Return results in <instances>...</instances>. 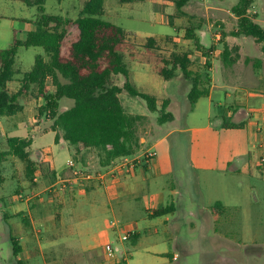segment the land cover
<instances>
[{"label": "rangeland", "instance_id": "1", "mask_svg": "<svg viewBox=\"0 0 264 264\" xmlns=\"http://www.w3.org/2000/svg\"><path fill=\"white\" fill-rule=\"evenodd\" d=\"M85 1L87 0H45L44 7L47 14L60 15L73 20L78 16ZM212 2L218 4L224 11V28L229 34L232 29L237 27V21L231 12V8L237 0H212ZM105 3V15L102 19L121 27L126 32H131L132 35L135 33L138 38L176 35L173 42H167L160 38L156 45L158 48L156 51L144 49V39L128 37L129 47L125 54V62L131 80L136 83L138 90L162 98L171 96L174 101L170 108L162 110L160 107L155 113L149 112L151 117L139 127L140 138L146 140L144 145L151 137L153 140L149 144L159 141L160 143L155 147L158 158L166 159L170 165L181 171L179 174L182 177V182L189 184H192V180L187 168L192 165L193 151H201L202 149L212 151L219 148L222 155L233 149L246 153L236 159L231 158V163L236 162L242 173L224 177V194L227 193V196H224V208L222 210L220 207L214 208L215 211L220 212L215 219L211 209H209V213L205 209L201 211L196 209L199 207L197 205H192L196 212L194 216H182V220L174 229H163L161 226L157 234L150 236H145L143 230H139L141 238L131 246L130 241L123 240V237L129 235L132 222L139 226L144 224L142 216L145 215H141L140 210L130 216L126 214L124 201L129 199H124V197L122 202L118 204L114 199L108 203L105 195L102 196V194H100L97 203H90L86 197H83L85 185L91 181L85 176H91L97 166L94 160L91 165L79 166L80 170L75 169L78 172L76 176L71 172L64 171L59 173L60 176L56 179H53L48 174L37 173L35 176L36 185L32 187L25 179L22 162L15 158H8L9 160L0 165V198L14 199L17 204H22L25 209L29 205L31 206L32 215L36 214V216H32V222L36 230L40 231L38 234L40 241L44 242L50 239L48 235L50 234L56 241L68 242L66 251H63V248L59 246L53 248L52 264H105L114 258L119 260V264H122V260H127L126 264H264V170L253 167L254 173L251 174L247 171L249 158L258 161L261 155L264 156V148H259L257 144L250 146L247 134L242 129L226 132L225 135L223 133L217 135L216 131H204L196 135L189 131L176 132L160 140L172 129H187L195 123L191 117H185L187 104L185 93L187 87H190L189 82L179 74L170 80H163L154 72V64L158 63L157 55H167L174 47L183 51L194 50L191 47L192 44L183 41L182 38L183 30L181 27H184L186 18L169 19L173 12H177L174 4L165 6L162 12L153 11L154 9L160 10L161 6L168 4L166 0L139 1V5L136 6H143L141 10L146 11L143 13L130 12V7L133 5H125L119 3L118 0H105ZM192 9L196 10L195 8ZM249 11L248 15H255L256 23L264 29V0H254ZM198 14L200 16L199 11ZM0 15L3 16L0 19V49H3L11 44L14 37L21 39L26 29L32 27L27 22L35 18L36 9L18 1L0 0ZM163 17L166 22L171 20L174 25L179 26L177 34L172 26L159 21ZM208 18L212 25V33L207 27H204L198 36L204 47L208 49L213 45L214 51H219L222 47L219 43L221 38L217 41L214 38L216 34L221 32L214 22L220 20H218V15L213 13H209ZM210 34H212L214 41ZM76 36L77 30L74 27H69L66 41L74 40ZM237 40L249 42L250 45L243 42V46L247 47L244 53L257 58L263 64L255 73L257 85L256 83L252 85L255 86V91L264 93V83L262 82L264 79V53L252 37H239ZM63 52H66L65 46ZM38 55L45 58L44 51L40 47L18 48L15 68L19 69L21 73L29 71ZM210 56L212 55L210 54ZM134 59L136 62L132 63ZM215 62L222 66L221 62L214 60ZM237 68L251 74L253 62L244 64L241 60ZM217 70L215 67L213 72H209L212 76L211 84L217 87L212 95L215 105V117L212 118V122L215 124L224 119L222 108L232 102V99L224 100V93L233 91L227 87L219 88L224 84ZM139 71L143 76L142 81L138 80ZM15 81L11 84V91L17 89ZM121 84L122 81L119 85ZM32 92L31 95L19 100L20 104L29 108L27 115L23 117L22 114H18L9 119L21 121L25 127H13L9 123L0 124V151L6 149V137L23 138L31 135L33 138L29 153L31 160L41 164V168L53 164L56 170H61L67 165L70 157L75 154L74 147L64 141L56 144L53 132L43 134L44 131L50 130L52 119L49 112L39 113L45 102L42 98L37 99L36 91ZM53 93L54 88L49 81L46 95L50 97ZM119 99L122 104L125 101L139 102L141 108L135 112L136 114L143 113L147 109L144 101L130 97L125 92L120 93ZM219 103L222 104L221 107H219ZM72 106V100L62 98L58 102L57 112ZM250 107V111L255 110L252 108L253 105ZM164 114H170L171 117L161 119L160 117ZM29 116L31 121L28 119ZM0 120L3 118L1 117ZM224 120L231 123L234 121L228 118ZM28 124L32 126L34 124L35 127H29ZM224 145L230 146L232 149L226 150ZM95 154L94 151H89L87 159L92 161V157L96 156ZM70 163L73 162L70 161ZM218 179L220 178L218 177ZM70 197L77 203L76 205L70 204L68 208L64 209L63 202ZM192 201L196 203L195 200ZM140 205L141 203L138 204L139 208ZM7 209L5 215L10 211L9 208ZM63 209L66 217L64 227L60 226V214ZM22 214L24 213L22 212ZM3 216L4 214L0 212V264L7 262L11 254L10 243L2 235L3 230H5L4 223L13 224L16 222L25 228L22 222L23 217L6 221ZM149 220L146 219L145 222ZM12 235L16 237L15 232ZM154 240H164L169 244L171 243L169 254L154 255L147 253L144 249L150 246V242ZM106 244L117 249L112 257H107L105 253ZM158 244L161 245V242ZM175 244L176 247H174ZM43 245L42 247H44ZM44 253L45 249L43 248L38 261H33L32 264H43ZM174 254H177V257L173 259ZM34 258L37 259V256L34 255Z\"/></svg>", "mask_w": 264, "mask_h": 264}, {"label": "trees", "instance_id": "2", "mask_svg": "<svg viewBox=\"0 0 264 264\" xmlns=\"http://www.w3.org/2000/svg\"><path fill=\"white\" fill-rule=\"evenodd\" d=\"M18 1L28 7H35V18L27 23L32 27L25 34L23 40L13 38L11 44L0 49V117L14 116L22 111L19 99L36 91L37 98H42L45 105L40 114L49 112L52 119L50 131L55 132L54 142L61 140L68 143L76 153L86 150L96 152L98 165L109 166L111 163L133 157L139 150V127L147 120L141 115L127 113L119 99L122 92L130 97L139 98L145 102L150 113L158 111L155 96L140 92L131 80L125 54L129 32L121 27L103 20L104 0H87L84 2L78 16L69 19L60 15L47 14L45 0H11ZM60 1V0H58ZM142 0H118L119 3H134ZM189 0H172L177 13L182 12L183 6ZM254 0H237L231 8L236 17L237 29L230 32L234 37H252L261 45L264 53V29L255 21V15H248ZM174 16H171L172 19ZM3 16L0 15V19ZM74 27L77 36L74 40L66 41L68 28ZM198 24L190 21V26L183 30V40L189 41L194 50L201 51L204 57L214 52L211 48L203 49L196 35ZM222 39L226 37L221 32ZM167 42H173L172 36L165 37ZM157 40L149 37L143 48L158 50ZM219 60L225 67H231L239 58L238 47H229L221 42ZM66 52H63V47ZM40 47L45 58L38 55L34 59L31 69L27 72L15 68V57L18 48ZM190 51H183L175 47L167 55H157L156 73L163 80H170L179 74L190 84L187 93L188 110H192L196 102L209 94V77L195 70L190 58ZM259 64L260 62L256 60ZM19 87L15 92L10 91L9 83L15 81ZM54 88V93L47 96L48 82ZM120 81L122 84L119 85ZM66 98L73 101V106L57 112L58 102ZM167 102L161 105L162 110ZM164 114L161 119L170 118ZM159 118V119H160ZM244 124H234L223 121L225 130L242 129ZM32 138H5L6 149L0 151V164L8 157H14L24 165V176L32 187H35L37 173L50 175L56 179L58 175L50 165L41 168V164L31 160L29 153ZM148 165H145L147 167ZM68 172V171H67ZM62 175V174H61ZM223 208L220 203L211 207ZM169 208L154 212V216L167 214ZM215 216V215H214ZM216 219V218H215ZM27 225V221H23ZM16 256L20 249L13 248ZM125 264V260L121 261Z\"/></svg>", "mask_w": 264, "mask_h": 264}, {"label": "crops", "instance_id": "3", "mask_svg": "<svg viewBox=\"0 0 264 264\" xmlns=\"http://www.w3.org/2000/svg\"><path fill=\"white\" fill-rule=\"evenodd\" d=\"M166 1L168 4L161 6L160 8L161 11L155 9L153 11L162 12L165 6H169V4H173L172 0H166ZM105 4L106 3L104 0V15H105ZM125 5H130V6L133 5L132 7H130V12H141V13L146 12L145 10H141L143 6H136L139 5L138 2L125 3ZM192 8H195L196 10ZM198 11L200 12V16L198 14ZM249 12L250 11H248V14ZM209 13L218 15L219 17L218 20L220 21L217 20L218 22H214V24L216 27L220 29V32L224 31L226 33V37H224L223 39L221 37V33L216 34L214 39L217 41L219 38H221L219 40L220 41L219 43L224 42L229 47L237 46L239 58L236 61V63L231 67H225L223 66V64H221L222 66H219V64H216V62L214 63V60L220 62L218 50L212 52L211 53L212 56L209 55V57H204V54L198 50L190 51L191 52L190 58L194 63L193 68L199 71L202 75L206 74L209 77L210 80L209 81L210 83L208 85L209 94L207 97H203L199 99L194 105L192 110H188L187 93L190 87H187L185 93V101L187 102L185 117L188 118L191 117L192 120L195 122L193 123L194 125H191L187 129H172L168 131L160 140H163L164 138L176 132L184 133L189 131L196 135L197 133L204 131H212V132L216 131L217 135H221L222 133L225 135L226 132L240 131V129L225 130L222 128L223 120L225 118H228L229 120H234L232 122L234 124H244L242 130L246 132L248 143L250 146H253V144H257L259 148L262 147L263 149L264 148V100H263L264 93L262 91L254 90L255 87L254 85L255 83L257 85L258 82L255 77L256 70H259V68L261 67V65L263 66V64L257 58H253L244 53L246 52L247 47L243 46V42L247 43L248 45H250V43L247 42L246 40H242V41L237 40V38L245 37V36L234 37V36H230L225 31L224 11L218 4L212 2V0H189L185 4V6H183L181 13L173 12L172 16L174 17L172 19L186 18V23H184L185 25L182 23L184 25V27H181L182 30L190 26V21H193L194 23L198 24L199 27L196 30V35L199 39L201 46L205 50L207 48L204 47L203 44L201 43L198 33L202 32L204 27H207L210 33H212L211 32L212 25L208 18ZM169 19L171 18L169 17ZM159 21L172 26L176 34L179 31L178 30L179 26L176 24L174 25L171 22V20H168V22H166L163 17ZM30 29L31 27L26 29V31L23 33L22 38L19 40H23L25 38V34ZM236 29L237 27L235 29H232L231 32L236 31ZM129 33L131 34V32ZM135 35L136 34L134 33L133 35L131 34L130 36H133L136 39H144L145 41L147 38H149V37L138 38ZM210 35L213 40L212 34ZM167 36L164 37L150 36V37L156 39L158 42L160 38H163L164 41H167L165 39V37ZM171 36L175 40L176 35H171ZM183 41L190 43L189 41L186 40ZM258 45L261 50V45L260 44ZM191 47L193 48L192 45ZM131 56L133 57V55ZM132 57H130V59H132ZM241 60L244 64H249L250 62H253V70L251 71V74L250 73L247 74L244 71L237 68ZM256 60H258L260 63L258 64ZM134 62H136L135 59L132 63ZM156 66L157 64H154L155 73H156ZM215 67L216 69H218L217 71L219 72L220 77L222 79V83L224 84L219 88L227 87L233 90L232 92L224 93L225 95L224 100L226 101L232 99V102L229 103V105H226L224 106V108H222L224 119H222V121H218L217 124L212 122V118L215 117L214 116L215 105L212 95L214 94V89L217 87L211 84L212 76H210L209 74V72H213ZM137 76L139 77L138 80L142 81L143 76L141 74V71H139ZM249 77H251V79H248ZM17 79L18 78H16L15 82L17 83V89H18L19 83L17 82ZM262 82L264 83V79ZM11 84L12 82L9 83L8 85L10 91H11ZM134 84L136 85L135 82ZM17 89H15L12 92H15ZM150 95L156 97L158 109L161 107L163 102H167L166 108H170L173 105L174 101L171 96L170 97L165 96L162 98L154 94H150ZM23 97H21L20 99H22ZM20 105L22 106L23 109L18 114H22V116L25 117L27 115L29 108L24 106V104H20ZM221 105L222 104L219 103V107H221ZM250 105H253L252 108H255V110L250 111L249 110V108H251ZM122 107L129 114L141 115L146 117L147 120L151 117L147 109L143 113H139V114L135 113L137 112V110H139V108H141L140 103L137 101H131V102L125 101L122 104ZM11 117L13 116L2 117L3 120H0V124L9 123L13 127H25L23 126L21 121L9 120ZM28 119L29 121H31L30 116L28 117ZM30 126L35 127L34 124L33 126L29 125V127ZM47 132H52V131L50 130L44 131L43 134ZM53 133L55 134V132ZM27 137L32 138L31 135H28L23 138H27ZM151 140H153L152 137L149 141H147V144L144 145L146 143V140L144 138L140 139L141 146L139 150L133 157H130V159L133 158L138 160V162L133 167L127 165L124 158L111 163L109 166L100 167L98 165V158L96 154H95L96 156L92 155L93 156L92 161H90L89 158L87 159L89 151L91 152L92 150L81 151L79 153L75 152V154L70 157L67 165L63 167L61 170H56L55 166L53 164L52 165L50 164V167L57 174H59L64 171L71 172L68 169L70 161L73 162V170L75 169L80 170V168H78L79 166L82 167L83 165H91V163L95 161L94 163H96L97 166L93 174L91 175L92 176L91 181L85 185V189H84L85 191L83 197H86L87 201H89L90 203H97L99 201L100 194H102V196L105 195L108 203H110L114 199L117 204L122 202V198L124 197V199L125 198L129 199V200L125 199L124 201L125 202L124 212L126 214L130 216L140 210L141 215H145L142 216V218L144 219L143 220L144 224L139 226L137 223L132 222L130 225L131 231L129 233L130 236L127 239V241H130L131 246H133L137 242V240L141 238V233L139 232V230H143V234L145 236H150L153 234H157L161 226H163V229H167V228L174 229V227H177L178 222L182 220V216H192V215L194 216L196 212L193 209L192 205H197L199 207H196V209L198 208V210L200 209V211L202 209H205L209 213H210L209 209H211V207L214 206L216 203H220L224 208V196H227L226 192L224 194V188H225L224 177L235 173L238 175L242 173L239 167L237 166L236 162L231 163V158L236 159L239 156L246 154L245 152H242L238 149H233L232 151H228L223 155L220 153L219 148L212 151L207 149H202L201 151L200 150L193 151L192 161H191L192 165L189 168H187V170L191 174L190 178L192 180V184H189L188 182L186 183L182 182V177L179 174L181 173V171L175 169L174 166L170 165V163L166 159H161L160 157L158 158L155 147H157L158 143L160 142L155 141V143L149 144ZM224 149L229 150L232 148H230V146L224 145ZM140 151L141 153H139ZM148 151H153L155 153V158L150 164H145L142 161V156ZM94 153L96 152L94 151ZM8 158L11 159L14 157H8ZM8 158L7 160H9ZM145 165L148 166L145 167ZM253 167L258 170H264V166L260 165L259 161L257 160L253 161L249 158L247 164V171L251 172V174L254 173ZM218 177L220 179H218ZM203 190H205V192H202ZM192 200H195L196 203H193L194 201ZM63 203L64 204L62 206H64V209H66L70 204L74 203V205H76L77 202L76 201L74 202L72 197H70L66 199V201H64ZM139 203H141L140 208L138 206ZM7 208H9L10 211L5 215V212H7L6 210H8ZM164 208H169L167 214L163 216H154L155 211ZM64 209L60 214L61 215L60 226L62 227H64V219L66 218L64 215ZM0 212L4 214L3 217L6 221H10V220L13 221V219L16 218L19 219L20 217H23L22 222L23 221L28 222L27 225L23 224L25 228H22L16 222L13 224L12 223L10 224L8 222L4 223L5 230H3L2 235L3 238L10 243L11 254L7 262L3 264H32L33 261H38L39 256L42 255L41 253L43 248L45 249V253H44L45 256L42 258L43 264H52L53 263L52 254L54 247L57 246L62 247L63 251H66L68 249L67 241L64 242L56 241L54 240V237H52V235L50 234H48L50 239H47L44 242L40 241V239L38 238V234L40 231L36 230L35 225L32 222V216H36V214L32 215V210L30 205L28 206L27 209H25L24 206H22V204L20 203L17 204L14 199L0 198ZM22 212L24 214H22ZM212 213L215 215V216L213 215V218L218 217V214H220V212L218 211ZM145 218L150 220L145 222L146 220ZM12 228H14L15 230L13 231ZM14 232L16 234V237L12 235V233ZM159 242H161V245L158 244ZM150 244H151L150 246H147L144 249L147 253H151L154 255L169 254L171 243L169 244L164 240H154L151 241ZM42 245L44 247H42ZM14 247L15 248L19 247L20 249L19 253L16 256H14L12 251ZM174 247H176V244L174 245ZM34 255L37 256V259L34 258ZM176 257L177 254H174L173 259ZM108 261L109 262L105 264H119V260H117L116 258H114V260H108ZM126 262L127 260L125 261V264Z\"/></svg>", "mask_w": 264, "mask_h": 264}, {"label": "built area", "instance_id": "4", "mask_svg": "<svg viewBox=\"0 0 264 264\" xmlns=\"http://www.w3.org/2000/svg\"><path fill=\"white\" fill-rule=\"evenodd\" d=\"M260 148L262 149V147H260ZM154 158H155V153L153 151H148L142 156V161L145 164H150ZM124 159H125L126 164L131 166V167L135 166V164L138 162V160L133 159V158L132 159L124 158ZM258 161H259L260 165L264 166V156L261 155L259 157ZM68 169L71 171V173H73V175H75V176L77 175L78 172L73 170V163L69 164ZM85 177H86V179H92V176H90V175L89 176L86 175ZM129 236H130V234L128 236H124L123 240H127L129 238ZM104 250H105L107 257H112L114 254V251H116L117 249H113L111 247V245L106 244L104 247Z\"/></svg>", "mask_w": 264, "mask_h": 264}]
</instances>
